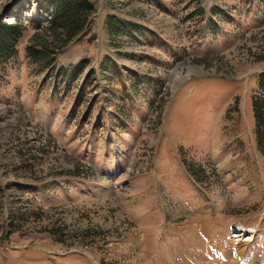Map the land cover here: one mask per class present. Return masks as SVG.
<instances>
[{"label":"rangeland","instance_id":"374dc122","mask_svg":"<svg viewBox=\"0 0 264 264\" xmlns=\"http://www.w3.org/2000/svg\"><path fill=\"white\" fill-rule=\"evenodd\" d=\"M89 1L93 39L40 70L28 26L0 79V264H264V0Z\"/></svg>","mask_w":264,"mask_h":264},{"label":"trees","instance_id":"16d2710c","mask_svg":"<svg viewBox=\"0 0 264 264\" xmlns=\"http://www.w3.org/2000/svg\"><path fill=\"white\" fill-rule=\"evenodd\" d=\"M43 3L47 7V23L45 24L39 19L24 22L15 17L9 23L0 20V79L4 76L5 65L17 55L18 42L28 26H32L37 32L30 38L25 52L30 62L37 65L40 70L51 67L55 58L69 44L85 38L93 39L91 28L96 10L89 0H43ZM49 9L51 11L48 13ZM43 25L45 26L42 27ZM39 29L49 34V41L42 40ZM106 30L112 37L126 36L139 31V27L130 21L108 15ZM108 63L109 58L104 56L101 67L105 68ZM109 68L112 66L109 65ZM259 102L252 100L255 136L257 144L264 148L262 147L264 144V102Z\"/></svg>","mask_w":264,"mask_h":264},{"label":"bare ground","instance_id":"6f19581e","mask_svg":"<svg viewBox=\"0 0 264 264\" xmlns=\"http://www.w3.org/2000/svg\"><path fill=\"white\" fill-rule=\"evenodd\" d=\"M188 74H191L193 72H197L195 68H190L187 70ZM187 76H180L179 74H175L174 78L171 80L170 88L173 89L176 83H179L180 81H183Z\"/></svg>","mask_w":264,"mask_h":264}]
</instances>
